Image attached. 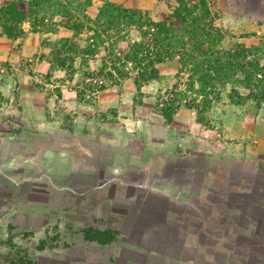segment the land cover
<instances>
[{"label": "rangeland", "instance_id": "obj_1", "mask_svg": "<svg viewBox=\"0 0 264 264\" xmlns=\"http://www.w3.org/2000/svg\"><path fill=\"white\" fill-rule=\"evenodd\" d=\"M7 2H17L21 9L28 11L31 0H0V7ZM106 2L141 11L155 22H166L172 15L176 16L172 19L176 22L183 15L189 23L201 19L222 30L224 47L242 43L264 50V0H92L87 12L97 18ZM40 14L42 18L43 13ZM30 20L23 24L24 35L15 39L9 38L0 27L2 260L10 264H33L50 258L74 257L75 251L71 248L85 244L77 231L92 223V212L79 206L77 213L71 215L70 208L74 205L71 202H76V198L70 187L72 184L78 195H88V185L99 177L94 165L102 166L110 161V164H123L128 171H140L138 166L130 167L137 164L134 158L142 155L146 147L149 151L151 146L166 147L167 141L174 145L180 164L187 166L188 159H195L194 168L205 160L208 166L219 170L218 178L224 175V179L228 173V182L240 179L236 178L238 173L244 180L251 179V170L240 166L251 154L250 145L255 148L257 162H262L259 165L263 164L264 99L232 103L228 85L220 88L219 98L213 96L208 109L183 106L175 111L170 104L171 91L175 83H184L186 76H178L172 61L157 65L158 77L143 84H136L137 74L132 69L125 68L128 75L124 77L110 76L108 53L100 44L94 56L78 52L74 62L65 61L67 65L61 67L58 55L63 54L56 53L58 44L72 38L83 49L88 47L91 33L77 36L66 27L50 32L45 26L36 31ZM55 20L59 22L60 17ZM141 38V31L133 30L119 44L128 49L130 43ZM181 89H185L183 84ZM240 91L244 96L249 93L244 88ZM197 103L203 104L201 97ZM114 141L118 143L115 147L118 154L111 147ZM156 163L158 157L154 156L149 165ZM117 171L108 191L109 195L120 198L123 193H117L112 186L118 185L123 177ZM126 174L132 173H123ZM143 174L151 173H133L130 178L139 180ZM199 180L203 179L199 177ZM60 187L64 192L59 191ZM254 190L256 200L264 201V173L255 175ZM138 193V189L129 188L125 194L137 199ZM30 194L36 198L47 197L50 202L64 196L63 213L56 212L55 202H38L27 207ZM254 211L256 217L262 218V211L258 208ZM95 213L96 226H105L101 211L96 209ZM261 218L259 223L264 220ZM74 222H77V231L73 229ZM94 238L106 242L110 236ZM78 255L80 260H86L100 259L106 254L85 251Z\"/></svg>", "mask_w": 264, "mask_h": 264}, {"label": "crops", "instance_id": "obj_2", "mask_svg": "<svg viewBox=\"0 0 264 264\" xmlns=\"http://www.w3.org/2000/svg\"><path fill=\"white\" fill-rule=\"evenodd\" d=\"M170 143L167 141L166 147L151 146L150 151L146 147L142 155L136 156L137 164L130 167L138 166L140 171H128L123 164H110V161L102 166L94 165L99 177L88 185V195L76 194L71 184V194L76 198V202H71L76 206L70 208L71 215L77 213L79 206L92 212V223L80 231H77V222L73 225V229L82 234L85 244L71 248L75 252L70 260L56 257L33 264H264V220L259 223L261 217H256L254 211L258 208L264 218V201L256 200L254 194L255 175L264 173V162L262 165L257 162L255 148L250 145L251 154L245 155L247 162L240 164L241 169L251 170V179L244 180L238 173L236 178L240 179L228 182V173L224 179V175L218 178L219 170L208 166L205 160L199 161L194 168L195 159H188L187 166L180 164V157ZM104 144L110 145L105 141ZM113 144V148L118 146L116 141ZM61 151L63 156L65 150L62 148ZM115 152L119 153L118 148ZM61 156L60 161L63 160ZM154 156L158 157V163L150 166L149 161ZM117 169L123 177L118 185L112 186L117 193H123L120 198L109 195L108 191ZM148 171L154 175L143 174L139 180L130 178L133 173ZM125 172L132 174L123 175ZM229 172L231 175L232 171ZM149 187L151 191H148ZM60 188L59 191L64 192L63 187ZM129 188L140 191L137 199L125 194ZM141 193L149 195L144 197ZM96 194L100 196L96 197ZM40 198L30 194L27 207L38 202H55L56 212L63 213L64 196L54 202L48 201L47 197ZM96 209L101 211L105 226H96ZM32 210L36 211L35 208ZM99 232H107L104 236L111 234L114 239L101 242L87 237L101 235ZM85 251L106 255L100 259L80 260L78 254ZM0 264L10 263L0 257Z\"/></svg>", "mask_w": 264, "mask_h": 264}, {"label": "trees", "instance_id": "obj_3", "mask_svg": "<svg viewBox=\"0 0 264 264\" xmlns=\"http://www.w3.org/2000/svg\"><path fill=\"white\" fill-rule=\"evenodd\" d=\"M82 1L31 0L28 11L21 9L17 2H7L0 7V27L13 39L24 35L23 24L28 18L36 31L45 26L50 32L66 27L77 36L91 33V41L83 49L72 38L63 39L56 48V53L63 54L58 55V65L65 67V61L74 62L78 52L92 57L100 44L108 53L109 75L124 77L128 75L125 68L132 69L137 74L136 84L157 78V65L172 61L178 76H186V81L175 83L171 91L170 104L175 111L183 106L208 109L213 96L219 98L220 88L228 85L232 103L240 104L252 98L263 101L264 50L260 47L242 43L224 47L222 30L201 19L189 23L183 15L181 21L176 22L172 21L176 18L172 15L166 22H155L141 11L111 2H106L94 18L87 12L92 0ZM76 2L80 3L76 5ZM40 13L44 17L41 18ZM55 17H60V21ZM133 30H140L142 38L130 43L128 49L122 48L119 41ZM182 84L185 89H181ZM240 88L249 93L242 95ZM200 97L203 104L197 103ZM99 233L104 236L107 232ZM108 236L109 240L114 239L111 234Z\"/></svg>", "mask_w": 264, "mask_h": 264}]
</instances>
